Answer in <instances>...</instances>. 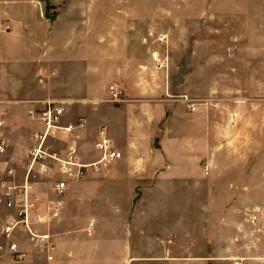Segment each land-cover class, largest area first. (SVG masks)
Returning <instances> with one entry per match:
<instances>
[{"label": "crops", "instance_id": "1", "mask_svg": "<svg viewBox=\"0 0 264 264\" xmlns=\"http://www.w3.org/2000/svg\"><path fill=\"white\" fill-rule=\"evenodd\" d=\"M48 2L63 6L62 0H0V130L8 145L0 157V184L24 180L34 134L43 129L30 111H42L46 100L65 101L61 126H75L72 132H55L69 142L63 154H56L59 158L66 159L73 149L82 164L98 161L102 129L123 156L106 168L83 170L90 169L89 179L57 169L58 181L67 188L55 218L47 202L58 198V181L42 191L32 179L37 213L45 216L39 228L52 236L54 249L22 237L28 256L23 264L33 262L28 248L39 250L43 264H264V224L258 218L264 204V156L253 164L248 155L221 151L219 146L226 149L235 138L221 135L224 127L216 121L245 119L246 90L233 89L229 82L239 72L249 73L254 58L234 52L195 61L198 67L184 72V80L194 72L195 96L226 93L233 104L190 111L184 100L153 96L159 92L150 77L140 80L133 44L125 47L115 35L122 28L101 24L107 12H90L85 0L70 4L68 12H45ZM91 17L100 22L93 33ZM208 77L212 81L205 89L202 82ZM171 79L169 74L162 92L172 89ZM110 81L120 86L108 87ZM119 89L122 101L108 104V94L113 97ZM88 134L95 136L92 154L98 159L85 163L80 146ZM80 209L81 218L75 213ZM0 211L2 264H13L1 232L17 210L0 206ZM82 218L83 231H53L62 219Z\"/></svg>", "mask_w": 264, "mask_h": 264}, {"label": "rangeland", "instance_id": "2", "mask_svg": "<svg viewBox=\"0 0 264 264\" xmlns=\"http://www.w3.org/2000/svg\"><path fill=\"white\" fill-rule=\"evenodd\" d=\"M62 1L63 6H60L59 9L55 5L50 6L48 2L45 12H68L70 4L81 3L83 0ZM85 1L90 2V12H107V16L100 19L101 24L105 23L107 28L111 26L122 28L121 32H117L115 35L121 37V42L125 47L133 44V53L134 55L137 53L138 57L140 80L142 77H150L154 84L153 90L159 92L153 96L162 100L182 101L184 97H188L197 102V107L233 104L232 98L226 97V93L216 92L207 97L195 96L194 72L187 80H184V72L193 71L194 67L197 68V64H199H196L195 61L215 53L229 56L235 52L237 53L235 57L241 58L243 55L252 56L255 63L250 65V72L244 74L239 72L234 81L229 82L233 89L244 87L246 90L245 103L249 110L245 113V119L233 123H229L228 118L215 119L224 127L221 135H226L230 141L235 138L233 144L230 143L226 149L223 145L219 146L221 151L248 155L247 158L253 164L257 163L254 162L255 158L260 155L264 156V0ZM100 22L97 17L90 18L91 33L97 30L93 27H97ZM108 34L112 33L108 32ZM241 68L240 65L239 69ZM169 74L172 76V89L169 90L167 87L164 93L162 90L165 83L168 84ZM206 74H208L207 69ZM211 81V78L208 77L202 82L205 89H208ZM225 82L222 83L225 84ZM108 84V87L113 84L120 86V82L110 81ZM185 87L188 90H185ZM119 90L121 93L123 92L121 89ZM203 93L205 95L206 91ZM106 98L111 102L108 104L119 105V103L111 101L112 95L108 94ZM101 103L107 102L101 101ZM187 108L193 111L188 105ZM64 140L59 133L50 135L46 142L49 151L58 155L65 151L69 142ZM83 140V144L80 146L81 151L79 149L83 155V162L96 161L97 155L92 154L95 136L88 134ZM48 165L49 170H53V173L38 172L33 179L34 182L40 183L42 191H46L51 183L60 179L56 173L60 165L56 161L48 162ZM89 170L84 177L88 178ZM91 170L96 169L91 168ZM252 180L257 181V178H252ZM252 195L257 196L258 194ZM260 208L261 216L258 218H262L261 221L264 224V204ZM75 213H78L76 216L80 218L84 217L82 209L80 212L76 210ZM2 216L4 213L0 211V226ZM83 228V218L69 222L68 219H62L55 224L53 231L60 234L71 230L80 232V230L83 231ZM38 251L36 248H28V252L32 255V264L44 263L41 259L42 255Z\"/></svg>", "mask_w": 264, "mask_h": 264}, {"label": "built area", "instance_id": "3", "mask_svg": "<svg viewBox=\"0 0 264 264\" xmlns=\"http://www.w3.org/2000/svg\"><path fill=\"white\" fill-rule=\"evenodd\" d=\"M113 90V87L111 88ZM121 92H116L113 96V101H122ZM189 108L193 111L197 108V102L192 101L188 97H184ZM65 104L63 100H46L43 102V109L39 113L34 110L30 111V115L43 124V129L34 134L36 141L35 146L30 152V160L27 165V173L21 183L16 181H6L0 184V206L9 210H17L16 214L11 215L7 224L2 229V236L7 240V251L9 252L11 262L13 264H23L28 256L27 252L21 247L22 237L33 246L53 250L54 246L51 241L52 236L49 233H44L39 225L44 223L45 216L37 213L39 198L33 188L32 179L39 173H45L49 170L48 162L56 161L60 167L59 172L69 176L83 178L85 171L88 168L99 169L106 168L114 161L122 158V152L118 151L112 141L107 137L105 129L100 132L99 141L96 144L97 150L101 154V158L90 164H82L77 161L76 150L71 149L68 157L62 159L49 151L47 147V139L50 135H54L58 130L72 132L75 126L69 125L62 127L61 121L65 113ZM80 123L79 126H83ZM2 123H0V128ZM7 141L0 130V157L6 154ZM78 170L74 173L73 168ZM38 170H37V169ZM37 170V171H36ZM67 188L65 181H58L54 187L57 194V199H50L47 202V210L50 218H55L59 215L62 201L60 197L64 194ZM21 235V238L20 236ZM0 247V264L4 262V256L1 253ZM48 261L53 260L52 255L47 256Z\"/></svg>", "mask_w": 264, "mask_h": 264}]
</instances>
